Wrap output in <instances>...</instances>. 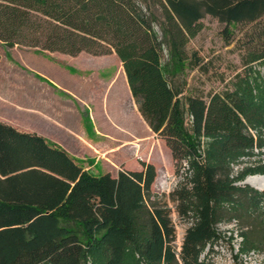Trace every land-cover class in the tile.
Masks as SVG:
<instances>
[{"label":"rangeland","instance_id":"374dc122","mask_svg":"<svg viewBox=\"0 0 264 264\" xmlns=\"http://www.w3.org/2000/svg\"><path fill=\"white\" fill-rule=\"evenodd\" d=\"M214 1L179 0L182 6H193L190 15L194 20L190 21V12L180 14L172 0H119L128 14L107 0L101 10L113 28V36L104 31L102 40L83 46L77 53L70 52L73 46L70 43H65L61 51H48L43 48L45 44L29 45L26 20L12 19L0 10V139L5 143H0V156H9L8 160L0 157V203L17 199L35 205L52 203L58 192L54 169L63 170L67 175L71 172L64 166L62 156L52 152L64 153L89 177L109 175L112 182L118 180L121 172L142 171V164L152 165L156 172L140 208H133L132 197L129 202L123 199L133 238L122 263L117 262L118 256L111 246L100 242L103 234H86L85 222L95 216L86 206V194L80 192L75 208L70 209L63 220L58 218L56 238L44 229L36 236L33 229L23 225L16 234L18 240L5 237L0 241V264H182L183 242L199 219V200L192 194L195 160L187 156L176 161L166 140L154 132L149 122L159 121L163 108L157 103L153 86L145 79L147 74L139 83H134V88L139 89L138 96L131 93L126 70L113 47L118 38L128 44L131 56L137 59L148 56L152 72L158 71V76L166 82L173 93L169 114L181 122L182 143L197 151L201 156L199 161L226 165L230 184L236 189L264 192L250 184L253 177L264 179V112L259 113L262 121L248 127L255 143L246 150L222 154L218 150L221 138L201 137L195 132L194 106L197 103L199 108L206 106L210 97L221 93L236 74L246 71L252 87L264 89V4L258 10H251L253 12L234 13V10L229 20L223 18L229 14L216 10ZM90 11L85 8L81 12L86 15ZM35 21L31 19L26 24L31 26L30 22ZM9 36H13V40L6 39ZM141 72L143 75L146 70L141 68ZM50 79H62L65 84L75 79L69 82L78 88L72 92L74 101L83 107L90 96L97 110L110 90L116 91L118 111L112 105V114L120 120L125 101L129 109L131 106L134 109L138 134L149 139L136 141L138 146L120 147L115 153L105 155L102 153L110 148L98 149L99 153L92 149L66 151L51 139V128L47 125L48 115L53 119L55 111L65 113L64 105L70 101L65 100L61 92L54 96L53 90L47 88L53 85ZM149 104L152 108L155 105L152 112L147 108ZM39 112L47 115L41 118ZM7 128L14 134H7ZM116 134L122 138L120 144L131 140L121 131ZM24 137L40 138L44 141V151ZM87 164L92 165L91 168ZM32 166L44 172L47 179L35 171L16 178L17 168L22 172ZM5 172L18 175L8 181ZM232 200L235 202V197ZM115 202L118 201L115 199ZM237 205L224 201L219 206L215 237L199 248L203 264H264V198L251 203L252 209L246 213L248 220H245L247 216H242L244 209L239 212ZM154 210L161 211L168 220L166 249L172 257L148 262L144 254L153 232L150 215ZM245 225L247 227H243ZM247 231L257 242L250 244L245 240L243 235ZM82 250L86 251L84 260L79 257Z\"/></svg>","mask_w":264,"mask_h":264},{"label":"trees","instance_id":"16d2710c","mask_svg":"<svg viewBox=\"0 0 264 264\" xmlns=\"http://www.w3.org/2000/svg\"><path fill=\"white\" fill-rule=\"evenodd\" d=\"M105 1L107 0H0V10L15 20H26V23L31 19L36 20L30 22L31 26L24 22L28 31L29 45L45 44L46 46L43 48L48 51H61L60 49L65 43H70L73 44L70 52L77 53L83 49V46L102 40L104 31L109 36H113V28L107 21L106 13L101 10ZM109 1L113 6L117 4L116 6L121 11L128 14L127 9L119 3V0ZM178 1L172 0L173 3H176L175 5H178L177 10L180 14L194 10L192 5L183 4L182 6ZM214 3L217 4L216 10L220 9L229 14L224 15L223 18L230 20L234 10H236L234 13L237 11L239 13V10H243L245 13L253 12L251 10H256V8L258 10L262 7L264 0H233L232 2L215 0ZM85 8L91 9L86 15L81 12ZM227 9L229 11H226ZM191 12L189 16L186 15L190 21H193ZM131 17L133 19V16ZM8 38L13 40V36L6 37V39ZM113 47L116 48L124 65L132 94L138 96L139 89L134 88V85L139 83L140 78L146 74L145 79L153 86L157 103L164 112L159 121L149 122L154 132L166 140L167 145L174 152L176 161L187 156L195 160V181L192 194L199 200V219L196 226L185 237L181 251V263L203 264L199 259V248L202 243L209 242L215 237V219L220 210L219 206L224 201L236 203L239 212L244 209L245 213L242 216H247L244 218L248 220L250 217L246 213L252 209L251 203L263 199L264 192L254 189H236L230 184L226 165L199 161L201 156L197 151H192L186 143H182L184 138L181 137V122L169 114L173 93L163 78L158 76V71L152 72L148 56L138 59L135 55L131 56L128 44L120 38L116 39V46L113 45ZM141 68L146 70L143 75ZM257 90L259 89L252 87L250 77L244 71L242 74H236L235 79L221 90V93L213 94L206 106L199 108V103H197L193 110L197 135L221 138L218 150L222 154L252 147L255 139L248 133V127L262 121L259 113L260 111L264 112V89ZM147 108L152 112L153 108L150 107V104ZM6 130L7 134H14L9 128ZM24 138L34 143L40 151H44V141L40 138ZM0 143L1 145L5 144L2 139H0ZM52 153L62 156L64 166L71 169L70 175L65 174L63 170L54 169L55 174L59 176H55L58 192L55 194V200L48 205H35L23 199H17L14 202H1L0 241H3L5 237L9 239L13 237L18 240L16 234L23 225L33 229L36 236L40 234V230L44 229L47 233L50 232L53 238H56L59 233L58 218L63 220L69 210L75 208L77 197L81 192L86 194L88 199L86 206H89L95 216L85 222L86 234L89 236H93L95 233L103 234L100 242L103 245L111 246L118 256L117 262L122 263L127 257V245L132 242L133 238L130 220L124 212V202L125 200L129 202L132 197L133 208L136 210L141 207L144 194L150 190L156 177L154 167L142 164V171L121 172L118 180L112 182L109 175L104 178L89 177L83 169L75 167L64 153ZM0 157L9 159L8 155ZM20 170L21 168H17L16 173L19 175L14 172H5L6 180L11 181L10 177L14 175H18L16 177L18 179L24 175L32 174L34 171L38 176L47 179V175L40 172L37 167H26L22 172ZM234 197L235 202L232 200ZM115 199L118 201L117 204ZM150 218L153 232L150 241L146 244L145 258L148 262L166 260L172 257L170 251L166 249V235L169 231L168 220L158 210H154ZM109 222H111V226L107 227ZM243 237L250 244L257 242L249 236L248 231L244 233ZM85 252L84 250L79 252L80 259L84 260Z\"/></svg>","mask_w":264,"mask_h":264},{"label":"crops","instance_id":"0c3cea01","mask_svg":"<svg viewBox=\"0 0 264 264\" xmlns=\"http://www.w3.org/2000/svg\"><path fill=\"white\" fill-rule=\"evenodd\" d=\"M35 72L40 75V71L36 70ZM74 80H67L68 83L65 84L62 79L59 81L50 79L49 81L53 85H47V88L53 90L54 96L61 92L63 98L70 101L63 108L66 114L63 111H55L56 117H53V119L48 115L49 122L47 126L51 128V139L56 144L62 146L66 151L92 149L95 153H99L98 149L110 148L102 153V155H105L108 152L115 153L120 147L138 146V144H135L136 141H147L149 139L142 133L138 134L135 113L131 105L129 109L126 102H122L120 120L112 114L110 106L114 105L113 107L118 111L117 104L119 99H116V91L110 90L108 97L99 104L98 110L95 103L91 102L90 96L88 97L89 99L86 97L87 102L82 107L74 101L75 96L72 92L78 90V88L76 84L69 83L74 82ZM59 97L61 96L59 95ZM37 114L41 118H45L47 115V113L44 114L42 112ZM117 131L123 132L131 140L120 144L122 138H118ZM116 144L120 145L116 146ZM87 166L91 168L92 165L89 166L87 164Z\"/></svg>","mask_w":264,"mask_h":264},{"label":"bare ground","instance_id":"6f19581e","mask_svg":"<svg viewBox=\"0 0 264 264\" xmlns=\"http://www.w3.org/2000/svg\"><path fill=\"white\" fill-rule=\"evenodd\" d=\"M257 181V183H256ZM251 185H255L259 190H264V179L259 177H253V179L250 181Z\"/></svg>","mask_w":264,"mask_h":264}]
</instances>
